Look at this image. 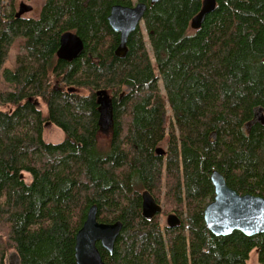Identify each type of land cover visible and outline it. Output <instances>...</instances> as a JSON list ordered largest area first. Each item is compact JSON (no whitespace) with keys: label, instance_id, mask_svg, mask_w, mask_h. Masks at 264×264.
<instances>
[{"label":"trees","instance_id":"obj_1","mask_svg":"<svg viewBox=\"0 0 264 264\" xmlns=\"http://www.w3.org/2000/svg\"><path fill=\"white\" fill-rule=\"evenodd\" d=\"M17 2L0 0V264H77L93 206L123 224L113 254L98 244L106 264H248L255 250L264 264V234L216 237L204 220L214 171L264 199V123L251 125L264 115V0H217L198 31L203 0H44L37 19L17 18ZM135 2L148 9L120 59L108 17ZM66 32L85 43L72 63L57 58ZM99 91L113 107L108 147ZM47 124L61 143L46 142ZM144 192L163 208L152 221ZM172 214L176 229L162 223Z\"/></svg>","mask_w":264,"mask_h":264},{"label":"water","instance_id":"obj_2","mask_svg":"<svg viewBox=\"0 0 264 264\" xmlns=\"http://www.w3.org/2000/svg\"><path fill=\"white\" fill-rule=\"evenodd\" d=\"M163 0H150L151 5H156ZM217 0H203L201 11L193 18L191 29H201L208 15L216 11ZM148 6L138 3L133 7L114 6L108 17L109 24L115 33L120 35V44L115 52L120 59H125L128 54V42L130 36L137 31L144 20ZM33 12V7L21 3L17 18ZM85 51V43L74 32H66L61 36L57 58L61 61L72 63L79 59ZM101 132L111 128L112 125V101L106 91L97 92ZM263 110H255V118L251 125L264 123ZM46 126H50L47 124ZM157 154L163 156L165 150L159 148ZM211 180L214 186V200L204 211L206 228L216 237H228L235 232H240L246 237H254L264 234V199L253 195H240L232 190L225 177L214 171ZM142 216L146 221H152L157 215L162 214L163 208L149 193L142 194ZM97 206H93L88 214L83 227L79 230L75 244V258L77 264H106L103 261L98 244L113 254L115 244L122 232L123 224L116 222L104 224L98 220ZM181 219L175 215L167 217V226L176 229L181 226Z\"/></svg>","mask_w":264,"mask_h":264},{"label":"rangeland","instance_id":"obj_3","mask_svg":"<svg viewBox=\"0 0 264 264\" xmlns=\"http://www.w3.org/2000/svg\"><path fill=\"white\" fill-rule=\"evenodd\" d=\"M21 3H25V4H28V5L33 7V12L24 15L23 18H25V19H37V18H39L40 12H41L43 4H44V0H30V1L18 0V2L16 3V13L19 11V6ZM17 53H18L17 50L11 51L10 57H11L12 61H10L9 64L14 61ZM40 106H41V109L43 111L46 110L45 106L43 104ZM0 110H2V109L0 108ZM111 133L112 132H111L110 127H108L107 130L100 133L99 139H100V142L103 145V147H108V145L110 143V139H111ZM43 135H44V139L46 140V142L52 143V144H59L64 140L63 132L53 125L46 126L44 128V134ZM25 179L27 182L32 181V177L28 174L25 175ZM167 217H168L167 215H162V223H164L165 225L167 224ZM10 258H11L12 264L13 263L19 264L15 255H11ZM248 264H259L258 263V255H257L256 250L251 253V257H250Z\"/></svg>","mask_w":264,"mask_h":264},{"label":"flooded vegetation","instance_id":"obj_4","mask_svg":"<svg viewBox=\"0 0 264 264\" xmlns=\"http://www.w3.org/2000/svg\"><path fill=\"white\" fill-rule=\"evenodd\" d=\"M136 4H138V3H136ZM136 4H135V5H136ZM135 5H134V6H135ZM110 129H111V128H110Z\"/></svg>","mask_w":264,"mask_h":264}]
</instances>
